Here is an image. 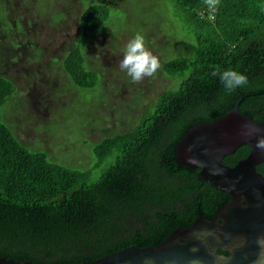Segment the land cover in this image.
<instances>
[{"label":"trees","instance_id":"obj_1","mask_svg":"<svg viewBox=\"0 0 264 264\" xmlns=\"http://www.w3.org/2000/svg\"><path fill=\"white\" fill-rule=\"evenodd\" d=\"M28 1L0 0V30H24L22 4L35 20L60 30L78 3L77 34L63 42L57 67L81 93L118 95L132 85L129 103L138 116L94 141L97 161L90 168L53 162L4 123L2 106L16 88L0 67V257L76 264L157 244L200 215L211 218L230 194L200 179L199 167L180 163L176 145L191 126L221 118L235 104L264 124V0H164L172 17L163 11L168 20L154 25V46L145 44L160 68L138 83L119 62L139 25L152 30L141 0H61L54 10L46 5L47 15ZM162 26L172 43L158 37ZM214 68L235 69L249 83L226 94ZM249 150L242 144L222 161L233 165ZM256 171L264 177V160Z\"/></svg>","mask_w":264,"mask_h":264},{"label":"rangeland","instance_id":"obj_2","mask_svg":"<svg viewBox=\"0 0 264 264\" xmlns=\"http://www.w3.org/2000/svg\"><path fill=\"white\" fill-rule=\"evenodd\" d=\"M33 3L39 11L45 9V14L48 12L46 5L50 4L51 10V6L58 8L63 5L61 0H33ZM141 3L146 5L143 17L150 19L152 30L139 25L138 31L145 44L154 46L157 37L154 38V25H164L162 20H168V15L172 17V7L164 0H141ZM77 5H70V13L60 30L48 27L40 17L35 20L25 4L21 6L22 17H19L24 30L13 27L16 30L11 35L0 30V67L5 72L4 76L13 77L11 80L16 88L1 112L4 123L29 149L45 152L53 162L87 169L97 161L94 141L102 134L124 130L129 120H135L138 114L129 103L132 85L128 91L123 89L118 95L112 90L103 93L102 89L93 92L85 89L81 93L68 84L62 69L57 67L63 42L77 34L73 10H77ZM165 10L168 15L163 18ZM115 27L119 29L117 25ZM156 32L158 37L172 43L165 26ZM181 33L179 29L178 34L183 37L184 33ZM172 84L176 87L178 80ZM98 174L96 170L94 176Z\"/></svg>","mask_w":264,"mask_h":264},{"label":"water","instance_id":"obj_3","mask_svg":"<svg viewBox=\"0 0 264 264\" xmlns=\"http://www.w3.org/2000/svg\"><path fill=\"white\" fill-rule=\"evenodd\" d=\"M242 144L249 153L225 164L223 157ZM176 154L180 163L199 167L197 176L230 199L211 218L200 215L157 244L130 245L76 264H264V177L256 171L264 160V124L235 104L221 118L185 131ZM0 264L34 263L0 257Z\"/></svg>","mask_w":264,"mask_h":264},{"label":"clouds","instance_id":"obj_4","mask_svg":"<svg viewBox=\"0 0 264 264\" xmlns=\"http://www.w3.org/2000/svg\"><path fill=\"white\" fill-rule=\"evenodd\" d=\"M119 67L133 83H138L145 77L153 76L160 68V63L158 58L146 48L143 35L137 33L126 43ZM211 75L219 79L226 94L241 89L249 83L247 75L231 68H214Z\"/></svg>","mask_w":264,"mask_h":264}]
</instances>
